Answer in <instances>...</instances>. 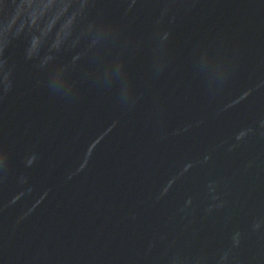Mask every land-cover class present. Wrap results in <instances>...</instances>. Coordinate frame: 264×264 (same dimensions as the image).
Masks as SVG:
<instances>
[{
    "label": "water",
    "instance_id": "1",
    "mask_svg": "<svg viewBox=\"0 0 264 264\" xmlns=\"http://www.w3.org/2000/svg\"><path fill=\"white\" fill-rule=\"evenodd\" d=\"M0 264H264V0H0Z\"/></svg>",
    "mask_w": 264,
    "mask_h": 264
}]
</instances>
